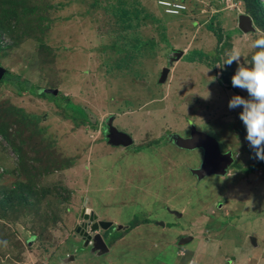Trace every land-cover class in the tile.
Returning a JSON list of instances; mask_svg holds the SVG:
<instances>
[{
	"label": "rangeland",
	"instance_id": "rangeland-1",
	"mask_svg": "<svg viewBox=\"0 0 264 264\" xmlns=\"http://www.w3.org/2000/svg\"><path fill=\"white\" fill-rule=\"evenodd\" d=\"M159 1L42 0L50 6L43 12L42 41L28 36L0 52V104L35 117L31 125L50 150L54 170L34 178V185L38 193L60 190L58 198L52 189L33 207L0 216V264H185L182 258L193 259L201 243L179 248L176 256L178 233L162 228L180 213L186 221L175 222L186 226L184 239H200L203 226L202 235L209 237L208 230L219 227L212 236L218 251L239 256L253 237L258 245L245 263L264 264V161L245 139L242 108L228 106L232 96L248 94L233 87L231 78L218 81L237 69L235 62L223 64L233 48L251 66L252 43L263 31L242 0H179L183 9L177 15H168ZM117 6L137 9L147 19L122 31L114 17ZM209 23L224 40L219 62ZM14 29L18 36L24 32ZM188 54L193 62L185 59ZM125 56L133 57L121 63ZM118 62L120 69L114 67ZM14 77L46 97L19 96ZM106 127L127 133L132 143L109 144ZM195 136L209 137L221 160L227 156V174L199 179L204 152L176 144L177 138ZM26 181L15 154L0 145V191ZM83 204L95 217L90 223L80 218ZM95 222L99 228L90 232ZM81 231L88 233L87 246ZM169 239L173 248L165 253L162 243ZM193 262L219 260L197 256Z\"/></svg>",
	"mask_w": 264,
	"mask_h": 264
},
{
	"label": "trees",
	"instance_id": "trees-1",
	"mask_svg": "<svg viewBox=\"0 0 264 264\" xmlns=\"http://www.w3.org/2000/svg\"><path fill=\"white\" fill-rule=\"evenodd\" d=\"M245 5V11L253 21L254 25L264 32V4L260 0H242ZM121 5V3L119 2ZM118 7V8H117ZM114 12V17L117 19V24L121 26L122 31H127L136 28L141 22H145L147 15H141V11L137 9L126 10L123 7L117 6ZM50 6L42 4V0H0V52L4 53L9 47L17 45L19 41L29 37L42 41L44 32H46L45 22L47 18L44 16ZM23 27V33L18 36L15 32V27ZM207 30L212 32L217 40V57L215 62H219L220 47L223 43L221 30L214 28L212 23L207 25ZM7 38L8 42L3 40ZM226 45V44H225ZM139 44L135 47L138 48ZM229 49L231 45H226ZM222 51V50H221ZM202 56L200 52L193 54ZM133 56L123 57L121 63H126ZM185 59L188 62H193L194 58L188 54ZM121 63L114 64V67L120 69ZM232 77L224 72L219 78V84L228 83ZM19 96L30 94L39 98H44L46 95L39 91L33 85H28L26 81H22L18 77H14ZM28 85V87H27ZM51 99V97H49ZM66 102L69 100L64 98ZM35 117H27L21 109L14 108L6 104H0V145H5L16 156L17 169L26 178V183L13 184L9 190L3 189L0 191V216L5 214L7 210L17 207H33L35 201L43 198V195L49 194L52 191L54 197H59V189L51 188L42 190L43 193L35 187L33 179H39L41 176L53 171L52 160H49L50 150L46 144L45 138L40 130L31 125ZM25 133V135H24ZM109 133L108 128H104V136ZM24 135V136H23ZM36 198V199H34Z\"/></svg>",
	"mask_w": 264,
	"mask_h": 264
},
{
	"label": "clouds",
	"instance_id": "clouds-1",
	"mask_svg": "<svg viewBox=\"0 0 264 264\" xmlns=\"http://www.w3.org/2000/svg\"><path fill=\"white\" fill-rule=\"evenodd\" d=\"M252 48L254 51L250 67L241 62L239 48H233L223 64L228 66L234 62L237 64L231 83L233 87L246 90L248 98L234 95L229 100L228 106L230 109L242 108L239 118L246 129L245 139L254 149L255 157L264 161V32L253 41ZM208 96L207 92L204 98Z\"/></svg>",
	"mask_w": 264,
	"mask_h": 264
},
{
	"label": "crops",
	"instance_id": "crops-1",
	"mask_svg": "<svg viewBox=\"0 0 264 264\" xmlns=\"http://www.w3.org/2000/svg\"><path fill=\"white\" fill-rule=\"evenodd\" d=\"M231 166H229L228 168H227V170L226 171H228L229 170V168H230ZM225 174H227V173H225ZM212 176V175H211ZM214 176H217V175H214ZM213 177V176H212ZM219 177L221 178L222 176L221 175H219ZM224 201V200H223ZM230 207L232 208V207H234V203H230ZM184 216H186V214L184 215V213H180V214H178V216H177V218H173V223H170V225H169V227H166V223L164 224V225H162V228L164 229V228H167V229H170L171 231H174V233L175 232H177L178 233V235L176 236V238H175V246H176V250L174 251L175 252V255H176V252H179L178 251V249L179 248H181V247H185V248H189L190 246H192L195 242L197 243V242H199V243H201V245H199L197 248H196V250L194 251V256H193V259L192 258H188V257H184V258H182V259H184V261H186L185 262V264H195L194 262H193V260H195V258L197 257V256H199V257H206L207 259H218L219 260V263L220 264H223L222 263V261H221V258H223V259H225V260H228V262H229V264H246L247 262H249L250 261V257H249V253L251 252V250L253 251V250H256L255 248H257V240L255 239V238H253V237H249V241H250V244H251V246H250V248L249 249H251V250H249L248 249V251H247V253L246 252H244V248H242L241 249V253L240 254H238L239 256H236V255H232V252L233 251H230L229 249H225V250H223L222 249V251L221 252H219L218 251V249L220 248V246H219V244H216V243H218L217 241H215L214 240V238H212V236H214V235H218L219 234V230H220V228L219 227H217V229H209L208 231H209V233H208V236L209 237H205V236H203L202 235V233H206V231H204V228H205V226H203L202 227V229H201V233H200V231H198V236L199 237H201L200 239H197L196 240V237H195V235H193V236H190V235H188V236H186V238L184 239V237L183 236H181L182 234L183 235H185V233H184V231L186 230V226H184L182 223H180V222H175V220H178V221H182V220H185V218H184ZM170 217H172L171 215H170ZM186 221V220H185ZM200 221H201V219H200ZM197 223H200L199 221L198 222H196V224ZM206 224H208V223H206ZM222 226V225H221ZM220 226V227H221ZM183 227V228H182ZM206 227H208L207 225H206ZM197 229H198V227H197ZM245 239V238H244ZM170 241H171V239H169V240H165L164 241V243H162V244H164L163 245V252H165V249H166V247H169V248H173L172 246H171V244H170ZM246 242V241H245ZM161 243V242H160ZM242 246V245H241ZM157 248V247H156ZM209 248V250L207 251V252H205V250L206 249H208ZM246 250V249H245ZM161 252V250L159 251V253ZM172 252V251H171ZM231 252V253H230ZM238 252H240L239 250H237V252L236 253H238ZM166 253V252H165ZM178 254V253H177ZM176 256H178V255H176ZM182 256H184V255H182ZM182 256H180V257H182ZM236 257L239 259V260H241V262H239V263H236ZM230 258V259H229ZM234 259V263H232V261L231 260H233ZM224 260V261H225ZM245 260H246V263H245ZM183 261V262H184ZM218 262L216 263V262H212V263H210V264H219Z\"/></svg>",
	"mask_w": 264,
	"mask_h": 264
},
{
	"label": "water",
	"instance_id": "water-1",
	"mask_svg": "<svg viewBox=\"0 0 264 264\" xmlns=\"http://www.w3.org/2000/svg\"><path fill=\"white\" fill-rule=\"evenodd\" d=\"M251 20V18L249 17ZM166 70L162 72V78L165 76ZM163 81V80H162ZM52 94H55V91H51ZM115 131V130H113ZM110 133L107 135L109 144L118 146V145H123L127 146V144L132 143V139L129 137V135L125 133H118L115 134V132L109 131ZM112 132V133H111ZM114 133V134H113ZM113 134V135H111ZM116 135V136H115ZM126 142L124 143V141ZM176 144L178 148L184 149L186 151H194L196 149H201L204 152V159L201 165V168L196 171V174L198 175L199 179L201 180L204 178V176L208 175H224L226 173V170L229 166L232 165L230 160H227V156L223 157V160H221L219 156V152L217 151V148H213V141L209 137H204V136H195V138H191V140H185L183 138H177ZM212 144V145H211ZM86 204H83V208L80 212V218L87 220L88 222H92L95 220V217L91 214L89 209L85 208ZM87 229V227L85 226ZM99 226L98 223L95 222L93 226L91 227L90 232H96L98 230ZM78 231V228H77ZM82 234V240L84 241V246H87L88 243V233L85 231H81ZM96 238V237H95ZM93 244V243H92Z\"/></svg>",
	"mask_w": 264,
	"mask_h": 264
},
{
	"label": "built area",
	"instance_id": "built-area-1",
	"mask_svg": "<svg viewBox=\"0 0 264 264\" xmlns=\"http://www.w3.org/2000/svg\"><path fill=\"white\" fill-rule=\"evenodd\" d=\"M179 0H161L159 1L160 6L165 8V12L168 15H177L180 10L183 9L182 5L178 2ZM264 2L263 0H260Z\"/></svg>",
	"mask_w": 264,
	"mask_h": 264
}]
</instances>
